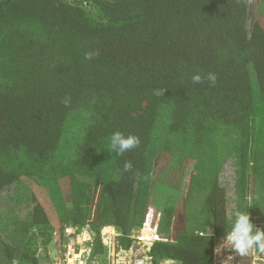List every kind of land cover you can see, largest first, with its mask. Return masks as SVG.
Here are the masks:
<instances>
[{
  "label": "trees",
  "instance_id": "obj_1",
  "mask_svg": "<svg viewBox=\"0 0 264 264\" xmlns=\"http://www.w3.org/2000/svg\"><path fill=\"white\" fill-rule=\"evenodd\" d=\"M149 209L154 263L213 264L236 209L264 230V0H0V264L86 226L126 249Z\"/></svg>",
  "mask_w": 264,
  "mask_h": 264
},
{
  "label": "built area",
  "instance_id": "obj_2",
  "mask_svg": "<svg viewBox=\"0 0 264 264\" xmlns=\"http://www.w3.org/2000/svg\"><path fill=\"white\" fill-rule=\"evenodd\" d=\"M66 229L64 232L68 235L74 234L69 238L64 247V252L59 258L58 262H50V264H100L92 252L96 245L95 233L87 226L79 229L76 233L73 231L69 233ZM144 230L148 234L144 236ZM121 234L114 227H105L100 230V243L106 248L107 264H154L150 255V250L155 242L163 240V237L158 234L157 222L155 212L148 210L146 218L139 231H133L128 236L132 240L130 246L126 249L119 246L118 238ZM225 239L221 241L217 248L221 251L214 250V264H241L238 260L245 258V264H264V253H257L250 251L247 255H240L230 249L229 246L224 245ZM40 253L41 251L38 250ZM40 255V254H39ZM44 258V257H43ZM42 264V260H41ZM160 264H176L174 261L165 260Z\"/></svg>",
  "mask_w": 264,
  "mask_h": 264
},
{
  "label": "clouds",
  "instance_id": "obj_3",
  "mask_svg": "<svg viewBox=\"0 0 264 264\" xmlns=\"http://www.w3.org/2000/svg\"><path fill=\"white\" fill-rule=\"evenodd\" d=\"M95 54L92 52L85 53V59L91 60ZM207 79L210 84H216L217 76L214 72H208L206 75L194 73L192 81L200 83ZM66 106L70 102V98H65L62 101ZM111 148L118 154L122 155L124 152L139 146L140 139L136 135H125L120 131L113 132L110 137ZM125 170L132 168L130 162L124 165ZM252 206L251 198L248 200V207ZM234 220L231 229L226 233L224 245L229 246L230 249L240 255H247L250 251L264 253V230L257 228L251 221L250 214L246 210L236 209L233 212ZM222 249L215 248V252Z\"/></svg>",
  "mask_w": 264,
  "mask_h": 264
},
{
  "label": "crops",
  "instance_id": "obj_4",
  "mask_svg": "<svg viewBox=\"0 0 264 264\" xmlns=\"http://www.w3.org/2000/svg\"><path fill=\"white\" fill-rule=\"evenodd\" d=\"M90 229V228H89ZM76 231H78L79 229H75ZM75 230H69V233H71V232H73V231H75ZM102 230V229H101ZM134 231H136V233L139 231V229H136V230H134ZM100 233V232H99ZM73 236V234H70V235H68V234H66L65 232H64V235H63V245H61V249L60 248H58V246H56V249H57V252H58V257L60 258L61 257V255H62V253L64 252V247H65V245H66V243L68 242V240H69V238L70 237H72ZM98 237H99V234H98ZM225 237L226 236H224V237H222V238H218L217 240H216V242H215V244H214V249H213V259H214V250H215V248H217L218 247V245H219V243L221 242V241H223L224 239H225ZM95 239H96V236H95ZM48 247V246H47ZM101 247H102V253L101 254H99V256H104V259H105V264H107V260H106V258H105V256H106V254H107V252H106V248L101 244ZM40 248H42V250L45 252V255H46V257H44V258H46L47 259V254H46V251H45V249L43 248V247H40ZM40 248H38V250L40 249ZM39 253V252H38ZM258 253V252H257ZM49 254V253H48ZM165 260H162V261H159V262H156V263H154V264H160V263H163ZM171 261V260H170ZM50 262H53V260L50 258ZM176 264H179V263H177L176 262ZM213 264H214V261H213Z\"/></svg>",
  "mask_w": 264,
  "mask_h": 264
},
{
  "label": "rangeland",
  "instance_id": "obj_5",
  "mask_svg": "<svg viewBox=\"0 0 264 264\" xmlns=\"http://www.w3.org/2000/svg\"><path fill=\"white\" fill-rule=\"evenodd\" d=\"M232 172H231V169L230 168H226V169H223L222 171V178L224 179V181L228 182V184L231 186L232 184V181H233V177H232ZM226 182V183H227ZM230 192V191H229ZM76 233V231H74ZM77 234V233H76ZM74 235V234H73ZM41 252L39 253L40 254V258L42 260V264H50V261H48L46 258H43V257H46L45 255V252L42 250V248L39 249ZM62 256V255H61ZM95 259L100 262V264H105V259H104V256H96ZM241 264H245V258H240L238 260Z\"/></svg>",
  "mask_w": 264,
  "mask_h": 264
},
{
  "label": "water",
  "instance_id": "obj_6",
  "mask_svg": "<svg viewBox=\"0 0 264 264\" xmlns=\"http://www.w3.org/2000/svg\"><path fill=\"white\" fill-rule=\"evenodd\" d=\"M47 250H48V253H49V257L53 260V262L54 263L58 262L59 257H58V252H57V249H56V241H55L54 237L49 242ZM79 264H82V262L79 263Z\"/></svg>",
  "mask_w": 264,
  "mask_h": 264
},
{
  "label": "bare ground",
  "instance_id": "obj_7",
  "mask_svg": "<svg viewBox=\"0 0 264 264\" xmlns=\"http://www.w3.org/2000/svg\"><path fill=\"white\" fill-rule=\"evenodd\" d=\"M146 234H148V231H147V230H144V236H145Z\"/></svg>",
  "mask_w": 264,
  "mask_h": 264
}]
</instances>
